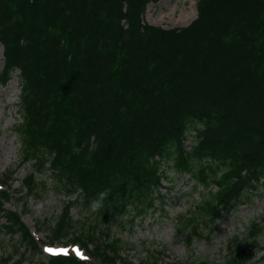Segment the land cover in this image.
I'll list each match as a JSON object with an SVG mask.
<instances>
[{
	"label": "trees",
	"instance_id": "obj_1",
	"mask_svg": "<svg viewBox=\"0 0 264 264\" xmlns=\"http://www.w3.org/2000/svg\"><path fill=\"white\" fill-rule=\"evenodd\" d=\"M157 1L0 0V85L19 71L13 132L18 167H28L20 197H38L49 172L64 200L48 244L86 255L30 264H132L110 227L155 210L170 179L163 164L202 189L175 220L187 247L208 237L202 226L264 191V0H195L196 17L169 29L143 20ZM14 172L0 180V236L18 241L0 264L42 255L22 221L25 201L12 194ZM13 199L20 211L5 208ZM74 205L87 212V227L73 220ZM263 232L264 217L251 223L247 249L202 264H251Z\"/></svg>",
	"mask_w": 264,
	"mask_h": 264
},
{
	"label": "rangeland",
	"instance_id": "obj_2",
	"mask_svg": "<svg viewBox=\"0 0 264 264\" xmlns=\"http://www.w3.org/2000/svg\"><path fill=\"white\" fill-rule=\"evenodd\" d=\"M196 17L195 0H159L146 5L144 22L161 26L165 29L185 27ZM4 66L3 49L0 44V71ZM18 70H15L5 86L0 85V180L9 169L14 170L11 190L14 197L25 201L27 212L22 215L23 223L30 229L37 242L42 246L41 256L26 254L24 264L45 261L48 248L52 250L63 248L67 252H74L76 248L62 245L63 242L49 246L48 237L56 218L59 216L64 197L52 191L53 185L48 178L49 172L39 177L47 180L45 190L38 197L26 199L22 197L21 182L25 177L27 166L18 167L20 161V144L13 132V125L20 120L18 110L19 85ZM186 141V146H190ZM167 164L162 168L167 171L170 179H163L164 188L161 189L163 199L156 201L155 210L137 219L134 225L124 220V227L111 226L113 239L121 242L120 257L132 264H202L207 260L222 263L229 252L236 247H249L250 225L260 222L264 217V191L252 193L249 200L238 209L224 213L214 227L202 226L205 239H196L191 247H187L176 232V222L180 216L186 214L200 199L201 187L194 189V183L188 175H173L167 170ZM23 192H25L23 190ZM23 207V209H24ZM8 210L22 209L21 203L13 199L6 205ZM71 215L76 222L88 226L90 220L87 212L79 205H74ZM40 228V230H38ZM18 237L0 236V255L9 254L13 250ZM259 249L251 260V264H264V232L258 237ZM21 247L19 253L24 252ZM116 264H124L117 262Z\"/></svg>",
	"mask_w": 264,
	"mask_h": 264
},
{
	"label": "snow or ice",
	"instance_id": "obj_3",
	"mask_svg": "<svg viewBox=\"0 0 264 264\" xmlns=\"http://www.w3.org/2000/svg\"><path fill=\"white\" fill-rule=\"evenodd\" d=\"M48 251L50 252V254H53V255L60 254V253H57L56 251H54L52 249H48ZM63 254H67V253H63Z\"/></svg>",
	"mask_w": 264,
	"mask_h": 264
}]
</instances>
